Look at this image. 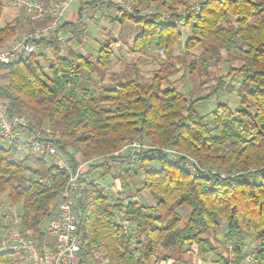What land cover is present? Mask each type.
Masks as SVG:
<instances>
[{
    "label": "trees",
    "instance_id": "obj_1",
    "mask_svg": "<svg viewBox=\"0 0 264 264\" xmlns=\"http://www.w3.org/2000/svg\"><path fill=\"white\" fill-rule=\"evenodd\" d=\"M130 2V9L119 7L121 17L116 20L139 27L130 45L133 51L152 42L166 55L177 48L180 63L190 72L197 65L207 71L224 62L225 51L227 75L239 85L221 75L210 92L199 96L164 87L180 71L171 58L149 81L112 75L109 68L118 40L110 36L99 45L97 55L74 47L64 53L57 36H44L36 41L38 51L0 64L7 75L0 82V96L11 113H29L36 124L52 127L60 154L74 167L96 159L86 166L91 182L78 200L81 264H99V257L106 259L103 264H156L170 259L189 264L184 254L193 248L202 263L218 254L222 264H241L247 234L257 242L256 262L263 264L264 0ZM87 4L115 7L105 0ZM143 5L164 8L170 16L143 13ZM181 20L191 27L185 39L178 26ZM30 22L34 24L30 30L37 27ZM69 26L75 43L83 44L84 31L78 24L61 25ZM16 28L13 22L0 24V47L9 45L5 43L15 37ZM197 46L202 47L200 57L187 61L185 55ZM233 58L240 64L232 63ZM235 89L236 108L216 101L204 113L198 106ZM134 139L147 147L122 151ZM167 148L178 155L173 157ZM185 154L198 162L195 171L186 166ZM14 157V149L0 140V192L7 191L12 203H22L21 227L42 240L67 174L45 155L30 156L33 165L25 161L28 157ZM146 162L155 165L144 167ZM46 177L52 182L40 181ZM116 181L119 187L111 191ZM144 191L152 201H145ZM184 208L186 217L180 211ZM222 225L230 243L226 254L217 244L222 241ZM4 233L0 217V238ZM17 258L13 252L2 253L0 264H14Z\"/></svg>",
    "mask_w": 264,
    "mask_h": 264
},
{
    "label": "built area",
    "instance_id": "obj_2",
    "mask_svg": "<svg viewBox=\"0 0 264 264\" xmlns=\"http://www.w3.org/2000/svg\"><path fill=\"white\" fill-rule=\"evenodd\" d=\"M8 1L12 5L24 8L34 23L42 21L46 24L42 27H35L8 46L0 47V64H7L27 53L36 52L38 47L36 41L44 36L55 35L59 41L64 40L61 28L62 19L74 0H57L50 7H45L40 0ZM89 1L82 0V3L86 4ZM112 1L123 2V0ZM84 7H87V4ZM130 8L131 5L126 7V9ZM169 16L168 14L167 18ZM178 22L183 24L182 20ZM85 40L86 38L83 39V43ZM55 137V131L49 125H38L24 113H11L7 103L0 96V140L6 141L15 153L19 152L27 156H47L67 174V181L61 190L56 209L43 228L42 240L31 236L21 227L23 220L21 213L14 211L10 205H0V217L5 223V233L0 238V254L16 253L24 264H81L82 245L79 225L82 211L78 200L91 182L86 166L96 159L79 162L74 167L67 158L60 154L54 142ZM145 147H147L146 143L134 139L124 145L122 151L130 150L133 153ZM165 150L173 157L178 155L174 149ZM186 157V166L195 171L198 162L190 155ZM201 169L210 170L205 166ZM52 180V177L40 179L42 183H51Z\"/></svg>",
    "mask_w": 264,
    "mask_h": 264
},
{
    "label": "rangeland",
    "instance_id": "obj_3",
    "mask_svg": "<svg viewBox=\"0 0 264 264\" xmlns=\"http://www.w3.org/2000/svg\"><path fill=\"white\" fill-rule=\"evenodd\" d=\"M107 2L113 3L115 7H110L107 4L102 5H93V4H87L88 7H85L82 13V16H80L79 21L76 23L78 24V29H82L84 31L83 38H86V42L82 44H76L75 38L72 36V30L71 27H61L63 30V36L64 40L59 41L62 42L63 47L65 50L63 51L66 53L70 47H74L77 51H83L87 54L97 55V50L99 48V45L105 40L106 37L110 36L114 39H117V43L114 45V56L112 58V62L110 64L109 73L116 74L120 78H134L139 77L141 80H150L151 77L154 75V71L159 69L161 64L167 59L171 58V60L176 64L177 67L180 68V71L176 74H173L170 76L171 83H165L164 87H172L175 86L179 90H181L184 93L193 92L195 96H199L205 93L210 92L212 86L216 83V78L225 75V81L226 82H232L236 84V87H238L239 82L236 80V78L227 75L228 69H229V62L227 61V53L224 51V62L219 63L216 66H211L207 71L201 69L199 65H197V69L194 72H190V70H186L184 66L179 61V50L176 48L174 51L166 55L164 53L163 48H159L155 45L154 42H152L148 47H143L139 51H133L131 48L132 41L136 38L138 33L140 32V29L138 26H134L132 22L126 21L125 23H119L118 20H116L117 17H121L119 13V7H128L129 5H132L130 0H123V2H113L112 0H105ZM196 0H191V4H194ZM82 3V0H74L68 10H73L78 12V10L81 9L82 6L86 5ZM143 13H151V12H158L161 14L162 17H167L169 14V11L165 10L164 8H157L155 5H143L140 6ZM23 10L26 12V10L23 8ZM66 11V12H67ZM28 15V14H27ZM30 18V16L28 15ZM31 20V19H30ZM65 23L62 19V24ZM46 23H43L42 21L37 22V27H42ZM30 22V27H32ZM180 29L183 31V37L184 39L187 38V36L190 35V26L181 25L178 24ZM29 27V28H30ZM35 28V27H34ZM30 30V29H29ZM29 31H24L22 35L28 33ZM21 35V36H22ZM20 36V37H21ZM19 37V38H20ZM153 40V38H152ZM83 41V40H82ZM37 49H39L37 47ZM38 51V50H37ZM80 51V52H81ZM82 51V52H83ZM202 52V47L197 46L193 48L190 52H188L185 55V58L187 61L193 60L195 57L199 58ZM232 63L234 64H240V61L236 58L232 59ZM47 70V69H46ZM7 78L6 72L4 70L0 69V82H5ZM111 78V77H110ZM216 101L224 102L226 101L229 103V105L232 108H236V106L239 104V98L237 94V90L235 89L232 92H221L218 97H213L209 100H205L199 103V108L202 112L207 113L213 109V106ZM26 115H30L27 113ZM2 143H6V141L1 140ZM15 159L16 160H22L27 159V163L30 165H33L35 161H33V158L30 156H25L22 153H15ZM195 159V158H194ZM155 164L145 163L144 167L150 168L151 166H154ZM210 167V166H209ZM141 171V170H140ZM142 174V173H141ZM140 174V175H141ZM107 177L106 179H108ZM111 180V179H110ZM100 187H105L106 183L104 180H102ZM115 188H111V191H115L117 187H119V182H115ZM103 187V188H104ZM146 199L145 201H152L150 198V193L147 191H144L143 195ZM0 205H10L11 208L15 211H17L19 214L22 212V203H12L9 199H7V191H1L0 192ZM182 212V215L184 217L188 214L187 211L184 209H180ZM46 224V223H45ZM225 227L222 225L221 235H222V241L216 243L219 245V252L226 254L228 251L227 247L229 246V242L224 237V230ZM35 235H38V233H35ZM44 237V233H43ZM257 247V242L254 241L252 234H247L245 239V247L243 248L242 252L244 254V259L241 262V264H258L255 260V249ZM16 254V253H15ZM230 257H234L232 252L229 251ZM18 256V255H17ZM188 260L189 264H197L194 262V259L198 262L199 259L195 258V255L191 254V257ZM106 259H103L99 257L98 263L103 264ZM223 260L220 258L218 254H213L208 257V262L205 264H222ZM14 264H24L18 258L16 259ZM186 264V262L182 263ZM264 264V263H263Z\"/></svg>",
    "mask_w": 264,
    "mask_h": 264
},
{
    "label": "crops",
    "instance_id": "obj_4",
    "mask_svg": "<svg viewBox=\"0 0 264 264\" xmlns=\"http://www.w3.org/2000/svg\"><path fill=\"white\" fill-rule=\"evenodd\" d=\"M40 1H42L44 3L45 7H50L57 0H40ZM80 10H78V12L73 11V10H68L66 12L65 16L63 17V21L67 22V23L69 22V23L76 24L79 21V17L82 16V13H83V12L81 13ZM7 22L15 23L17 25V28H16V32H15V37L9 39L5 43V45L8 43H9V45L12 44L22 35V33H24V31H30L29 29H31L34 26V25H32V27H30V18L28 17L27 13H25V11L23 10L22 7H17L15 5H12L11 3H9L8 0H3V2H2V15L0 18V24L1 23H7ZM31 24H33V23H31ZM191 254L195 255V249L194 248L190 252L184 254V260L188 261L190 259L189 257H191ZM195 258L198 259L196 255H195ZM194 262L197 264H205L206 263V262L202 263L200 261L197 262L195 259H194ZM156 264H175V262L172 259H170L167 261L166 260L157 261Z\"/></svg>",
    "mask_w": 264,
    "mask_h": 264
}]
</instances>
